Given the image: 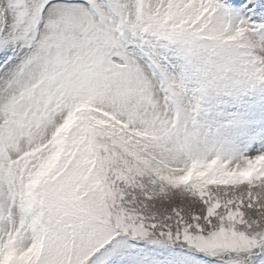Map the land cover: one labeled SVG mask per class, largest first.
Wrapping results in <instances>:
<instances>
[{
	"label": "snow or ice",
	"instance_id": "snow-or-ice-1",
	"mask_svg": "<svg viewBox=\"0 0 264 264\" xmlns=\"http://www.w3.org/2000/svg\"><path fill=\"white\" fill-rule=\"evenodd\" d=\"M0 264H264V0H0Z\"/></svg>",
	"mask_w": 264,
	"mask_h": 264
}]
</instances>
